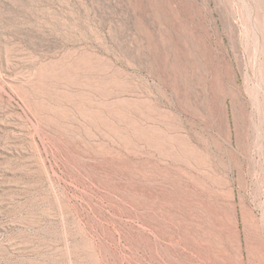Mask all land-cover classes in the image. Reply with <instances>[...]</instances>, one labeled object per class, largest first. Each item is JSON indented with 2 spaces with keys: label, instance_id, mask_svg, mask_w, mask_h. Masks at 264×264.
Segmentation results:
<instances>
[{
  "label": "rangeland",
  "instance_id": "obj_1",
  "mask_svg": "<svg viewBox=\"0 0 264 264\" xmlns=\"http://www.w3.org/2000/svg\"><path fill=\"white\" fill-rule=\"evenodd\" d=\"M0 264H264V0H0Z\"/></svg>",
  "mask_w": 264,
  "mask_h": 264
}]
</instances>
